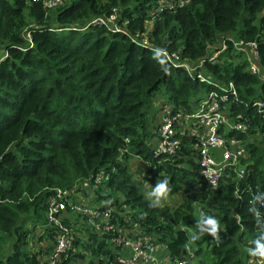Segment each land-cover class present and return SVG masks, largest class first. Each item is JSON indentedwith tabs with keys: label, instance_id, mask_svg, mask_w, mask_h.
<instances>
[{
	"label": "trees",
	"instance_id": "trees-1",
	"mask_svg": "<svg viewBox=\"0 0 264 264\" xmlns=\"http://www.w3.org/2000/svg\"><path fill=\"white\" fill-rule=\"evenodd\" d=\"M178 1L61 0L49 8L0 0V264H40L42 248L31 244L54 234L44 217L51 189L80 186L88 205L112 208L116 229L149 235L169 263L189 257L194 234L204 238L209 264H264V116L255 105L264 109V0ZM109 15L116 30L92 22ZM163 52L176 53L190 70ZM229 82L234 96L219 89ZM209 93L225 94L224 101L213 98L230 125H246L244 132L218 129L246 155L241 176L227 167L215 189L198 174L196 135L181 137L178 126L191 123L172 125L178 148L169 155L154 146L159 123L151 111L158 94V112L169 104L186 117ZM131 158L165 193L182 195L181 203L146 200ZM108 237L78 222L69 257L58 264H70V255L119 264Z\"/></svg>",
	"mask_w": 264,
	"mask_h": 264
},
{
	"label": "built area",
	"instance_id": "built-area-1",
	"mask_svg": "<svg viewBox=\"0 0 264 264\" xmlns=\"http://www.w3.org/2000/svg\"><path fill=\"white\" fill-rule=\"evenodd\" d=\"M31 1L40 2L43 7L49 8L59 6L61 3V0ZM185 1L179 0L178 3H184ZM113 18V15L106 18L97 17L92 22L104 24L116 30L115 26H111ZM245 45L249 47V52L253 55L252 59L249 60L250 70L255 71L257 69L255 65L256 55L252 51L255 45L252 42ZM235 47L241 49V43L236 42ZM218 52V50H215L210 59L216 57ZM163 54L172 65L183 67L186 71L190 70L186 62L179 61L176 53L166 54L163 52ZM195 76L200 80H205L201 73H196ZM219 89L228 95H235V89L230 82L225 86L220 85ZM224 95L221 94L218 97L216 93H209L201 99L197 109L186 116L187 119L192 121V126H195L192 133L196 135L198 140V174L211 189L216 188L224 169L227 167L234 171L237 177H240L242 168L238 166V163L246 155L240 141L234 138L223 139L218 132V129L223 125L239 132L246 130V125L243 123L235 122L231 125L228 123L226 114L219 108L218 101L213 98V96H216L219 100L224 101ZM255 105L258 112H262L264 116L261 102ZM180 119L181 117L178 118L172 114L169 104H162L157 132L159 142L154 144L158 151L171 155L177 150L178 139L174 136L172 125L179 123ZM197 128L200 130L196 131ZM211 149L215 151L216 155L213 154ZM95 181L98 182L99 179L96 178ZM74 196L75 192L72 189L54 187L45 201V221L48 227L54 229V234L52 248L44 264H58L69 257L78 222L88 223L94 231L108 234L107 243L119 250V255L115 259L119 264H163L157 256L156 245L149 235L142 234L130 227L128 229H116L110 223L112 208L88 205L77 201ZM188 259H190V256L187 259H179L169 264H185Z\"/></svg>",
	"mask_w": 264,
	"mask_h": 264
},
{
	"label": "rangeland",
	"instance_id": "rangeland-1",
	"mask_svg": "<svg viewBox=\"0 0 264 264\" xmlns=\"http://www.w3.org/2000/svg\"><path fill=\"white\" fill-rule=\"evenodd\" d=\"M0 55H2V51H0ZM158 98H159V95L156 94L154 99H153V103H152V107H151V109H155V111L151 110L154 114L153 123L155 125H157V123H159L158 122V113L160 112V115H161V110H159V112H158V107H160V104H161L160 101L158 100ZM181 119H187V118L185 116H182ZM187 120L192 125V121L189 119H187ZM173 126H174V124H173ZM178 128L182 132L181 137L184 138L185 137L184 125L180 124V126H178ZM192 129L194 130L195 126H192ZM135 159L136 158H131L129 160V171L132 174L133 182L135 183L136 186H138L140 188V190L142 191L143 197L146 200H148L150 202H155L160 206L166 205L168 207H174L176 204L181 203L182 195H180V194L171 195V194L165 193L157 185V183L153 181V179L149 176V174L146 172L147 166H145V164L140 162L139 160L137 161ZM39 245H40L39 242L32 243L31 249L36 250ZM44 246H45V244H44V242H42L41 247H44ZM186 247H187L186 253H191V255H192L191 263H189V264H209L210 260H209L207 248L205 247L204 238H203V240H201L200 237H196L193 234V235H191V237L189 239V243H188V245H186ZM196 247H199L200 251H201L197 255L194 254V250L196 249ZM77 250H79V249L74 248V252H76ZM4 251L6 254L9 252V249H5ZM70 256H71L70 257V264H88L87 263V261H88L87 257H84L83 259H81L75 255H70ZM189 260L185 264H187L189 262ZM162 263L163 264H169V262H167V260H166V262L162 261Z\"/></svg>",
	"mask_w": 264,
	"mask_h": 264
},
{
	"label": "crops",
	"instance_id": "crops-1",
	"mask_svg": "<svg viewBox=\"0 0 264 264\" xmlns=\"http://www.w3.org/2000/svg\"><path fill=\"white\" fill-rule=\"evenodd\" d=\"M153 111H155V109H153ZM159 116H160V112H159ZM184 128H186V131H185V137H190L191 135H193V133H192V129H191V127H190V129H188L187 130V126L186 127H184ZM211 151H213L212 149H211ZM213 154L214 155H216V153H215V151H213ZM135 160H139V158H136ZM140 161V160H139ZM81 188L79 189V190H74V192H75V199L77 200V201H80V202H82V203H86V204H92L91 203V199L90 198H84V197H82V195H81V191H82V189H83V187L82 186H80ZM37 236H39V235H41L42 234V231H40V230H37ZM191 235H193V234H191ZM191 235H190V237H191ZM190 239V238H189ZM42 242H44V244L46 245L47 243L50 245V244H52V242H53V236H51V240H50V242L49 241H47L45 238H43V239H41V240H39V247H41V243ZM188 243H189V241H188ZM188 243H187V245H188ZM156 245V250H157V255H158V257H159V259L161 260V261H163V262H166V260H167V258H166V250L164 249V247L163 246H161V245H159V244H155ZM42 248V254L39 256V259H40V264H44V261L46 260V258H47V256H48V253H49V251L50 250H48V251H46V252H44V248L43 247H41ZM38 250V247H37V249L36 250H33L32 249V251H37ZM189 256H190V260H189V262H188V264L189 263H191V257H192V255H191V253H187ZM187 260V261H188ZM186 261V262H187ZM168 262V261H167Z\"/></svg>",
	"mask_w": 264,
	"mask_h": 264
}]
</instances>
